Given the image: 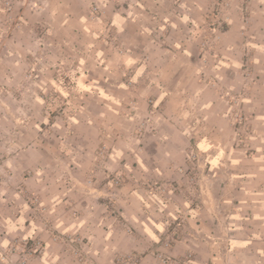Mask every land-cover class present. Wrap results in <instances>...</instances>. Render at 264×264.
Segmentation results:
<instances>
[{
	"label": "crops",
	"instance_id": "crops-1",
	"mask_svg": "<svg viewBox=\"0 0 264 264\" xmlns=\"http://www.w3.org/2000/svg\"><path fill=\"white\" fill-rule=\"evenodd\" d=\"M144 1L170 20L166 46L152 36L156 21L142 6L124 15L106 0H45L39 18L49 33L33 74L37 94L26 102L33 117L13 133L0 112V157L1 143L12 139L14 158L6 165L13 181H25L31 199L42 196L61 232L86 236L101 263L152 243L160 249L170 236V264H264V0ZM92 2L104 5L107 15L91 19ZM2 14L0 0V22ZM106 30L117 35L123 53L101 40ZM212 30L219 47L202 65L199 47L206 33L211 41ZM31 39L22 37L20 44ZM21 50L24 55L0 50V91L28 78L29 50ZM245 61L251 62L250 80L242 73ZM67 65L76 91L70 96L57 72ZM127 68L140 86L127 84ZM212 77L239 93V103L219 94ZM149 95L160 105L156 128L132 137ZM6 104L20 109V100ZM92 160L101 161L99 170H89ZM120 165L131 181L120 189L118 205L136 227L132 234L122 231L105 203L88 199L94 196L83 184L93 175L110 180L106 174ZM170 183L178 184L177 192L167 193L171 201L162 192ZM147 186L158 191L151 194ZM70 201L81 213L66 212ZM30 210L15 187L0 188V264L2 249L24 236L44 244L31 264H80ZM138 264L164 263L147 253Z\"/></svg>",
	"mask_w": 264,
	"mask_h": 264
},
{
	"label": "rangeland",
	"instance_id": "rangeland-1",
	"mask_svg": "<svg viewBox=\"0 0 264 264\" xmlns=\"http://www.w3.org/2000/svg\"><path fill=\"white\" fill-rule=\"evenodd\" d=\"M106 3L110 4L115 11H118L124 15H127L129 11L133 10V8L142 6L145 9L146 14H148V19L156 21V26L153 29L152 36L166 46V36L171 26L170 20H162L160 14L151 8L150 3H146L144 0H106ZM1 5L3 8V14L2 20L0 22V50L10 49L15 50L16 52H20L21 54H23V50H21V47H24L25 50H29V53L25 54L28 57L30 63V68H28L27 71L28 78H24V82L21 83L22 85L20 84L15 87H7L4 91H0V97L3 98L5 104V107L3 105L2 107H0V112L8 117L9 122L12 124L11 131L13 126L14 129L12 132L14 133L17 127L26 129L33 117V110L27 108V103L29 101V98H31L30 95L37 94V84H35V75L33 74L36 73L41 63L40 58H42L41 56L44 52L42 41L49 33V31L48 26L45 25V23L39 18L40 12L45 7V0H1ZM88 11L91 19L93 20L98 19L100 16L107 15L108 13L104 5H100L96 2H92L89 5ZM214 14L218 16L216 10ZM23 18H25V20ZM26 20H28V23H26ZM212 32L213 36H211L210 38L211 41L208 40V42H206L208 36V33H206V36L202 40L199 47V59H201L202 65L208 64L207 54L211 52L214 53L215 50L219 47V43L217 41V32L213 30ZM28 36L32 38L30 40L32 44H27V42L25 41L20 44V38ZM100 38L115 51L123 53V46L119 43L117 35H115L112 30H106L102 32ZM245 49L246 51H249L247 46ZM247 56L248 55H246V59L248 58ZM250 63L251 62H243V64L245 65H243L244 70L242 73L245 75L246 80H250V76L247 74V72H251L252 69ZM71 68L72 65H67V68L66 66H60L57 71L60 72L61 70L60 74L62 75V84L67 86L69 96L76 94L75 82H73V79L67 72V70ZM130 69L131 68H127L126 72L127 77L125 78L127 79V84L129 86H133L132 84L137 81L136 84L140 86V83H138L139 81L137 79L135 82L133 81L134 71L132 72L130 71ZM246 69H248V71H246ZM211 80L216 83V85L214 86L217 87L219 94H223L224 96L230 98L233 102L239 103V93L233 91L229 87V85H226V87L228 86L226 88L224 86V83L220 84L218 78L212 77ZM49 90L50 92H56L57 89L55 90L54 88L50 87ZM45 94L46 93H41V96H46ZM154 98L155 97L153 95L148 96V112L139 119V125L137 126L138 130L135 135H132V137H138V135L142 134V132L148 127H151L153 129L156 128L154 114L156 111V113H158L160 105L156 103V100H154ZM11 99H17L18 101L20 100V109L14 110L11 107L9 109L6 108L8 107L6 101ZM23 102H25V104ZM61 112L62 110H60L57 115H61ZM12 145V139H5L1 143L3 156L0 157V188L4 186H11L13 188L15 187L19 191L21 196L30 205V216L34 218L35 215H37L36 218H39V223H44V227L50 232L53 240H55V242L61 243L65 248H67L70 252L69 254L73 256L75 261L80 264H138L143 256H145L147 253H150L164 264V259L166 258L168 259L167 264L171 263L170 253L167 252V249L169 248V242L172 241V237L170 236H166L161 241L162 245L160 249H156L155 243H152L151 245H149V247H144L141 250H137L135 252H119L117 253L114 261L110 263L99 262L96 256L88 248L89 240L86 236L75 232H61L57 228L56 220L48 215L49 207L44 203L42 196L40 195V201L35 200L33 196V198L31 199V193H29L27 189H23V187H26V182L22 179L21 181H19L20 179L16 182L13 181V176H15V173L12 171V169H10L11 167L6 165L7 163L10 164L9 162L14 158V152L11 150L13 148ZM97 151H99L98 154L100 153L99 155H101V149H98ZM136 151L139 152V148H137ZM108 157V154L105 153L101 161L106 162V160H108ZM192 159L193 158H191V160ZM101 161L96 164L95 160L94 162L92 160V162H90L89 164V170H92V172H94L95 167L99 170L98 166L102 164ZM116 170H119V172L115 173V171H113L108 175L106 174V178L110 179L111 181L106 180L102 177H99L98 180V177H95V175H93V181H88V179L91 177L87 176L86 180H83V184L87 186L85 187L86 194L92 193L94 196L88 199L93 203H105L108 208L109 216L115 220L116 224L119 227L122 228V231L132 234L134 231H136V227L124 218V216L122 215V210L118 205L120 189L127 181L129 182L131 180L124 167L120 165V167H117ZM97 173L100 174L99 172ZM135 180H139V178H134L133 183L135 182ZM147 180L149 184L155 185L152 180ZM137 182L138 185L141 184L140 181ZM190 183L191 187L197 185V183L193 182L192 180H190ZM177 188L178 184H176V186H171L170 183L168 187L162 189V192L166 194L165 199H170V201L174 199L170 194L169 195L171 196V198L170 196L168 198L167 193H170V191L177 192ZM87 190L89 191L87 192ZM147 191L151 194H156V191L158 190H156L154 186H147ZM66 212L74 216L81 213V210H79V208L75 205V202L70 201L67 203ZM45 214H47L48 216ZM170 224L171 223H169L168 225L170 226ZM172 224L176 225L175 223ZM43 248V241L39 237H17L13 242L2 249L1 260L5 264H31L32 259L41 254Z\"/></svg>",
	"mask_w": 264,
	"mask_h": 264
},
{
	"label": "built area",
	"instance_id": "built-area-1",
	"mask_svg": "<svg viewBox=\"0 0 264 264\" xmlns=\"http://www.w3.org/2000/svg\"><path fill=\"white\" fill-rule=\"evenodd\" d=\"M164 261L167 263L168 262V259L166 258V259H164Z\"/></svg>",
	"mask_w": 264,
	"mask_h": 264
}]
</instances>
